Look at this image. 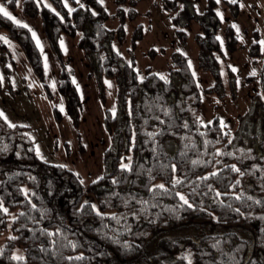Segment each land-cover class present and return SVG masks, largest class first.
<instances>
[{
	"label": "trees",
	"instance_id": "obj_1",
	"mask_svg": "<svg viewBox=\"0 0 264 264\" xmlns=\"http://www.w3.org/2000/svg\"><path fill=\"white\" fill-rule=\"evenodd\" d=\"M0 1L16 7V0ZM161 1L171 11L173 1ZM213 6L208 0L196 38L199 66L210 69L215 80L206 93L216 91L219 82L213 70L214 55L220 53ZM183 10L187 24L189 3ZM21 11L40 20L75 126L80 100L58 46L61 35L80 34L77 45L99 83L103 78L121 83L123 119L118 125L114 115L104 113L112 149L104 153L105 172L87 185L94 207L73 171L42 161L27 127L0 116V264H264V110L258 129L235 142L217 119L206 125L198 121L200 93L183 56H173L168 77L148 73L138 79L133 66L111 49L113 32L104 26L107 14L98 0H86L71 12L61 0H24ZM0 31L18 45L50 99L42 56L29 29L0 14ZM176 34L184 38L183 30ZM226 36L234 51L230 28ZM259 56L264 101V51L254 40L250 57L256 62ZM180 229L189 231V238L177 237Z\"/></svg>",
	"mask_w": 264,
	"mask_h": 264
},
{
	"label": "rangeland",
	"instance_id": "obj_2",
	"mask_svg": "<svg viewBox=\"0 0 264 264\" xmlns=\"http://www.w3.org/2000/svg\"><path fill=\"white\" fill-rule=\"evenodd\" d=\"M23 1L16 0L15 8L2 1L0 4L20 22L16 24L28 25L32 37L35 33L33 39L36 45L39 41L37 47L42 56L44 82L51 98L46 97L18 45L0 31V37H3L0 43L6 48L0 47V113L9 123L27 127L28 137L42 161L60 164L73 171L85 185V200L95 207L87 185L105 172L104 153L112 149V140L104 128L103 118L109 111L116 117L118 125L121 123L122 85L114 78H103L99 83L91 75L77 45L80 34L71 38L61 35L58 46L80 100L79 124L75 126L59 91L57 60L42 33L39 18L22 13ZM61 1L68 12L86 4V0ZM172 1L171 11H167L161 0H98L107 14L104 26L113 32L109 40L111 49L121 56L123 63L133 66L140 80L148 73L168 77L173 56H183L200 93L197 114L200 124L206 125L217 119L230 139L243 141V134L249 133V129H258L256 120L258 116L261 119L264 110L258 82L261 56L256 62L250 57L254 40L260 44V53L264 51V0H213V10L219 19L216 38L220 53L214 55L217 64L213 69L219 74L218 88L211 93L205 90L214 85V76L210 69L200 68L196 45V38L202 33L200 23L206 15L208 0ZM188 3L191 19L186 24L183 8ZM120 26L121 34L117 33ZM228 28L236 38L234 51L227 47ZM177 30H183V39L178 38ZM230 76L233 88L230 87ZM258 104L261 113L255 116ZM54 108L59 115L57 121ZM188 232L180 229L177 237L185 234L188 237ZM159 243L158 237L153 251H158ZM20 254L19 250L14 252L16 257Z\"/></svg>",
	"mask_w": 264,
	"mask_h": 264
},
{
	"label": "snow or ice",
	"instance_id": "obj_3",
	"mask_svg": "<svg viewBox=\"0 0 264 264\" xmlns=\"http://www.w3.org/2000/svg\"><path fill=\"white\" fill-rule=\"evenodd\" d=\"M11 2H13V0H9V3H11ZM17 2H18V0H17ZM0 14H3L4 16H6V17H8L10 20H12L14 23H20L19 21H17L16 19H15V17H13L8 11H6L5 10V7H4V5H2V4H0ZM22 27H25V28H27L28 27V25H26V24H22L21 25ZM33 38H35V33L33 32ZM0 39H3V37H0ZM37 46H39V41L37 40ZM235 70V69H234ZM0 116H3V113H0ZM10 126H12V125H10ZM220 153L219 152H217V155H219ZM122 167H127V165H122ZM173 170H175V169H173ZM234 170H236V169H234ZM212 175H215V173H213ZM204 179H207V177H204ZM180 181H176V183H179ZM158 187L159 188H163L164 187V185H158ZM178 195H179V198L185 203V204H187L188 203V201L185 199V197L183 196V195H180L179 193H178ZM217 195H219V193L217 194ZM190 206V205H189ZM6 211V210H5Z\"/></svg>",
	"mask_w": 264,
	"mask_h": 264
}]
</instances>
